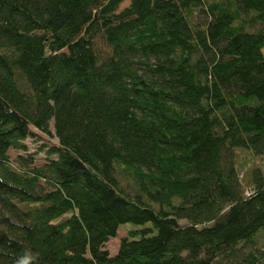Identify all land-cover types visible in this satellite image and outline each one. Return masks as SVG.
<instances>
[{
    "label": "trees",
    "instance_id": "16d2710c",
    "mask_svg": "<svg viewBox=\"0 0 264 264\" xmlns=\"http://www.w3.org/2000/svg\"><path fill=\"white\" fill-rule=\"evenodd\" d=\"M237 149L264 157V0H0V264H264Z\"/></svg>",
    "mask_w": 264,
    "mask_h": 264
},
{
    "label": "rangeland",
    "instance_id": "374dc122",
    "mask_svg": "<svg viewBox=\"0 0 264 264\" xmlns=\"http://www.w3.org/2000/svg\"><path fill=\"white\" fill-rule=\"evenodd\" d=\"M125 5L127 4L122 5L121 8H123ZM94 44H95V49L98 52H100L101 55H104L105 52L107 53V50H109L106 47L105 43L100 39H96ZM50 129H51V137L42 136V137H38L37 139L25 142L27 149H28V153H32L34 156L32 157L34 166H41L45 163V159H46L45 150L49 145H51L52 143H55L54 137H53L54 129H53L52 124H51ZM41 146H43L42 149L38 150ZM21 154H24V153H21ZM17 155H18V152H12L11 156L16 157ZM24 156H27V155H24ZM235 163H236L237 170L239 171V178L241 182L243 183L244 190L245 189L248 190L250 187L249 186L250 173L255 168L264 169V157L255 158V157H252L247 151H244L242 149H237L235 151ZM116 174H117L116 175L117 181L119 182V185L122 188H125L127 191H131L132 189H134L132 184L129 182L130 181L129 178L123 173H121V170L117 171ZM126 226H131V225H126ZM128 229L130 228L121 227L118 230V234L116 238L113 240H110L106 244L105 250L109 253L111 257L117 253L120 242L122 238L127 235ZM256 244H257V248H259L260 250L264 248V232L259 235Z\"/></svg>",
    "mask_w": 264,
    "mask_h": 264
},
{
    "label": "clouds",
    "instance_id": "9594fccd",
    "mask_svg": "<svg viewBox=\"0 0 264 264\" xmlns=\"http://www.w3.org/2000/svg\"><path fill=\"white\" fill-rule=\"evenodd\" d=\"M36 262V256L31 253H25L19 260H17L16 264H36Z\"/></svg>",
    "mask_w": 264,
    "mask_h": 264
}]
</instances>
